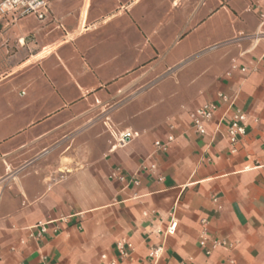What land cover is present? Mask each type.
<instances>
[{
	"label": "crops",
	"instance_id": "crops-1",
	"mask_svg": "<svg viewBox=\"0 0 264 264\" xmlns=\"http://www.w3.org/2000/svg\"><path fill=\"white\" fill-rule=\"evenodd\" d=\"M48 1L0 22V264H264V0ZM206 49L194 92L160 109L149 96Z\"/></svg>",
	"mask_w": 264,
	"mask_h": 264
},
{
	"label": "built area",
	"instance_id": "built-area-1",
	"mask_svg": "<svg viewBox=\"0 0 264 264\" xmlns=\"http://www.w3.org/2000/svg\"><path fill=\"white\" fill-rule=\"evenodd\" d=\"M50 3L48 0H0V22L6 18H12L16 20L20 17L26 15H35L39 19H45L50 13ZM261 22L259 28L264 26V12L260 13ZM264 37V29H259L255 35L256 39H262ZM245 70V68H243ZM220 97L223 101H228L229 98L226 94H220ZM217 105L213 102L207 103L202 107L197 108L196 110L190 113L192 122L196 130L201 133H207L208 124L214 118V115L217 111ZM247 115L243 112L237 113L229 126L227 127L226 133L229 141L232 145L237 143L247 132ZM117 144L120 146L126 145L136 137L139 136V132L127 128L122 131L117 132L116 134ZM169 141L173 140V136L168 137ZM155 145L158 148L166 150L168 147V142L163 143L161 141H156ZM147 168V166L144 165ZM156 168V165H150V169ZM40 233H44L47 230L46 223L39 222ZM177 227V222H173L169 225L166 230V233L173 234L175 233ZM202 244L205 242L204 239L201 241ZM162 247H157L152 253L151 256L159 257ZM122 254H127L126 251L122 250ZM105 257V255H103ZM110 264H117L116 261H112Z\"/></svg>",
	"mask_w": 264,
	"mask_h": 264
},
{
	"label": "rangeland",
	"instance_id": "rangeland-1",
	"mask_svg": "<svg viewBox=\"0 0 264 264\" xmlns=\"http://www.w3.org/2000/svg\"><path fill=\"white\" fill-rule=\"evenodd\" d=\"M206 56V57H205ZM190 57V56H189ZM189 57L186 58V62L184 64H181L180 69L177 71L180 75V82L176 81L173 76L175 75L174 72H169L166 77V82L163 84L160 91L157 93L150 95L149 98L153 99L154 102L160 103V109H167L169 106V102H171L172 105L178 104L181 102V100L186 97L185 94H183V90L186 91V93L194 92V90L197 88L196 85H192L191 87H188L186 82L188 81L189 77L187 75H190L197 66L200 67L203 63L206 65L210 59L213 57V52L209 50H203L198 55L193 57L191 60H189ZM205 57L202 61H199L197 65L193 63L195 60H199L200 58ZM191 58V57H190ZM184 69V70H183ZM180 70H183L181 73ZM181 92V93H180ZM172 93V94H171ZM165 98L167 100H165ZM164 100L166 101L165 103Z\"/></svg>",
	"mask_w": 264,
	"mask_h": 264
}]
</instances>
